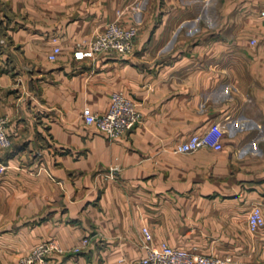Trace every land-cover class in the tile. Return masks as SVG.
Returning a JSON list of instances; mask_svg holds the SVG:
<instances>
[{"label":"crops","instance_id":"0c3cea01","mask_svg":"<svg viewBox=\"0 0 264 264\" xmlns=\"http://www.w3.org/2000/svg\"><path fill=\"white\" fill-rule=\"evenodd\" d=\"M255 2L0 0L11 10L0 8V112L11 141L0 151V264H18L41 242L68 251L83 238L82 253L50 264H133L145 255L144 228L152 246L264 264V225H249L254 208L264 217ZM77 6L79 18L61 25ZM202 6L229 7L202 18ZM115 21L138 28L130 54L79 49ZM114 92L142 120L111 142L81 114L106 113ZM215 124L225 131L220 151L176 152Z\"/></svg>","mask_w":264,"mask_h":264},{"label":"built area","instance_id":"2783aa9c","mask_svg":"<svg viewBox=\"0 0 264 264\" xmlns=\"http://www.w3.org/2000/svg\"><path fill=\"white\" fill-rule=\"evenodd\" d=\"M264 16V11L261 12ZM138 28L135 25H124L118 21L108 24L104 31L95 34L88 42L79 46L89 55L114 53L125 56L134 49ZM255 43L254 41L252 42ZM60 48L55 45L49 59L56 60ZM82 119L88 126H94L108 141H115L127 134L142 120L137 104L121 92H114L110 98V106L106 113L94 114L88 107L82 111ZM225 131L220 124H215L203 134H194L176 147L177 153H193L202 148L220 151L223 147ZM11 141L7 135V117L0 112V151L7 150ZM251 230L264 225V217L260 208H254L249 216ZM145 237V255L133 264H233L230 257L218 258L171 247L166 243L158 246L150 245V234L143 229ZM89 239L83 238L80 245L71 250H64L58 242L51 240L35 245L31 251L19 259V264H50L54 255L80 254L88 247Z\"/></svg>","mask_w":264,"mask_h":264},{"label":"rangeland","instance_id":"374dc122","mask_svg":"<svg viewBox=\"0 0 264 264\" xmlns=\"http://www.w3.org/2000/svg\"><path fill=\"white\" fill-rule=\"evenodd\" d=\"M80 7L81 6H77V9H76L77 11L74 12V13H72V11H70V13H72L70 15V17H67V15H66V18H62L61 17L60 18L61 25L62 24L63 25H67L68 23H71L74 20H77L79 18L80 14H81L80 11H79V8ZM228 7L229 6H202L201 7V10H200V12H202V16L201 17L202 18H214V17H217V15H218V12L217 11L218 10H219V16L218 17L219 18L225 17V16H227V13H228L227 10H226ZM0 8H3L4 10H6V12L8 11L9 13H11V10H10V7L9 6H0ZM143 9H145L144 6H143ZM250 9L252 11L251 12L252 15H255V16H258V17L263 18L264 16L261 15V11L264 10V0H257V2H255V4L253 6H250ZM143 12L144 11H142V13ZM63 13L65 14L66 12L63 11ZM61 16H62V12H61ZM2 151H5V150H2ZM18 264H19V262H18Z\"/></svg>","mask_w":264,"mask_h":264}]
</instances>
